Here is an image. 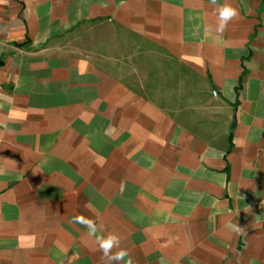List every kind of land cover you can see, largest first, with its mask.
I'll use <instances>...</instances> for the list:
<instances>
[{
    "label": "crops",
    "instance_id": "0c3cea01",
    "mask_svg": "<svg viewBox=\"0 0 264 264\" xmlns=\"http://www.w3.org/2000/svg\"><path fill=\"white\" fill-rule=\"evenodd\" d=\"M78 214L135 264H264V0H0V264H101Z\"/></svg>",
    "mask_w": 264,
    "mask_h": 264
},
{
    "label": "clouds",
    "instance_id": "9594fccd",
    "mask_svg": "<svg viewBox=\"0 0 264 264\" xmlns=\"http://www.w3.org/2000/svg\"><path fill=\"white\" fill-rule=\"evenodd\" d=\"M215 5L217 0H210ZM238 17V10L230 3H223L217 10V20L214 30L217 33H223L229 22ZM206 30H213L209 25ZM87 207V205H85ZM72 222L81 224L87 229V235L94 238L97 248L96 251L101 253V264H135L133 257L129 254L127 248L122 247V237L112 231L104 232L101 225L96 220L78 214L73 217Z\"/></svg>",
    "mask_w": 264,
    "mask_h": 264
},
{
    "label": "trees",
    "instance_id": "16d2710c",
    "mask_svg": "<svg viewBox=\"0 0 264 264\" xmlns=\"http://www.w3.org/2000/svg\"><path fill=\"white\" fill-rule=\"evenodd\" d=\"M241 82H242V76L239 79L238 86L236 87V92H238V90H239V88L241 86ZM236 103L233 104L234 108H235ZM231 148H232V143H231V134H230V136H229V145H228V148H227V151H226V154H225V160H226L227 154L230 152Z\"/></svg>",
    "mask_w": 264,
    "mask_h": 264
},
{
    "label": "water",
    "instance_id": "95a60500",
    "mask_svg": "<svg viewBox=\"0 0 264 264\" xmlns=\"http://www.w3.org/2000/svg\"><path fill=\"white\" fill-rule=\"evenodd\" d=\"M234 125H235V121H234V119L231 121V123H230V126H229V131H232V129L234 128Z\"/></svg>",
    "mask_w": 264,
    "mask_h": 264
}]
</instances>
